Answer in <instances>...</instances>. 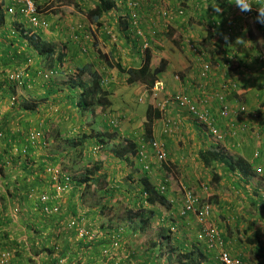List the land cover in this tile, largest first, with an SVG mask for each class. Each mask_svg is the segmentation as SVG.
Returning <instances> with one entry per match:
<instances>
[{
    "label": "crops",
    "instance_id": "0c3cea01",
    "mask_svg": "<svg viewBox=\"0 0 264 264\" xmlns=\"http://www.w3.org/2000/svg\"><path fill=\"white\" fill-rule=\"evenodd\" d=\"M1 1V0H0ZM42 1V0H38ZM137 1V2H135ZM150 1V2H149ZM146 2V7L152 5V1L149 0ZM219 3V0H216ZM258 1V0H256ZM260 1V0H259ZM121 2H127V5H123L122 3L119 4V7L123 8L125 10V7L131 10L133 7L137 8L138 6L143 4V1L139 0H121ZM263 3V1H260ZM189 4V3H188ZM206 4V3H205ZM260 4V3H259ZM174 7H178L175 6ZM236 7L234 3L231 2V0H228L226 4L221 6L220 13L225 14V22L228 19V17L233 18L234 15H240L241 12L236 13V10H233ZM118 8V5H116V9ZM230 8L229 13H226L227 10ZM115 9V10H116ZM202 8L199 9V11ZM264 9V8H263ZM263 9H259L258 11H262ZM127 10V9H126ZM240 10V9H239ZM241 11V10H240ZM152 12V11H151ZM82 14V13H80ZM195 14V12H194ZM210 14H213V11L211 9H208L207 6H204V11H200L198 15L195 17H199L198 20H201L202 22H205V18L210 17ZM84 15V14H83ZM139 17L141 18L142 23L144 24L149 21V18L152 20V17L148 15L147 17L143 15L142 12H139ZM243 15V14H241ZM85 16V15H84ZM69 20L73 23L79 21V16L77 15H67ZM86 17V16H85ZM254 17V16H253ZM255 19V18H254ZM182 19L176 18L174 21V24L172 25L173 28V37L168 40H165V38L162 39H156L153 44H149V48L151 50L152 54V60H151V68L155 69L159 66L162 59L167 60V67L164 72H162L160 75L161 77L166 80L168 84V89L171 92H178L183 91L190 88H197V84L200 82V80H197V74L198 70H194L196 67V62H194V57L191 55L189 50L185 46L176 45L173 40L179 41L178 38L184 37L186 34V30L184 28L185 25L182 24ZM232 21H230L231 23ZM219 23V22H218ZM227 23V22H226ZM236 29H239L238 26L234 22H232ZM259 25L260 23L257 22ZM263 23H261L262 25ZM182 25V26H181ZM260 26V25H259ZM93 27V25H92ZM231 27V24L229 22L225 24L221 29L224 32H220L219 35L216 37L223 40L224 47H220V42H216V44H213V48H215L219 54L220 51L224 54L232 53L239 55L240 63L238 69L237 66L234 68H231L228 70V78L232 79L235 78L239 81L240 88L235 95L236 99L232 101L231 95H229V99L232 104L238 105V102H246L249 110H256L258 109L257 105H259L258 94H256V91L258 90V85L264 80V68H260V65L263 63V61L259 58V56L255 55V61L254 58L248 59V56L251 55L250 51L245 48L243 45H235V40L238 37L235 36V38H232L231 40H226L225 31L226 29ZM232 29V28H231ZM235 30V29H234ZM245 31V30H243ZM62 32H64L63 29L60 31V35H62ZM196 32V34H194ZM247 32V31H245ZM65 33H68L66 31ZM239 33V32H238ZM207 32L204 30H193L188 32V36L194 39L197 37L198 39H206ZM213 34V33H212ZM102 35V34H101ZM249 36V34H248ZM43 39H46L47 41H50L54 43L56 46H58V40L55 39H49L46 36L43 35L40 36ZM216 38H212L210 42H213V40H216ZM88 39V37H86ZM154 40V38H151ZM65 40V38H60V41ZM151 40V42H152ZM182 40V39H181ZM88 43V40L84 41ZM108 43L107 51H109V55L111 58H114L115 61L120 62L123 66V68L127 69L130 67L138 68L140 67V63H142V57L143 54L142 51L139 52L137 50V45L135 44H129L128 40L124 37L121 38L120 45H112L110 43V40L106 41ZM209 42V43H210ZM228 42V43H227ZM98 46L100 45V41H97ZM128 43V44H125ZM139 43V42H138ZM71 44V45H70ZM70 53H71V47L75 49V51L72 53L74 57H77L78 61L76 62V67H80V64L83 62L81 59L83 58V55L80 54V50L78 52V45L77 43H73L70 40ZM93 43L90 44V51L92 50ZM140 46H138L139 48ZM237 48V50H236ZM3 51V53L1 52ZM20 53L24 52L23 50H18ZM232 51V52H231ZM7 49L0 50V55L5 54V56H1V61L3 60V69L7 70L8 72L11 71V69H8L9 66H6L7 64ZM91 55L92 52H89ZM118 55V56H117ZM138 55V59L136 56ZM191 55V56H190ZM89 57V56H87ZM135 57V59H133ZM91 60V58H88ZM264 60V59H263ZM11 63L9 64L11 67H14L13 62L17 63L16 58L13 60H10ZM39 61V60H38ZM220 60L218 59L217 62ZM248 66V67H247ZM247 67V68H246ZM106 71H104L106 74H113L116 73V69L112 67H106ZM262 69V70H261ZM12 70H15L12 68ZM187 70V73L184 71ZM240 71H244V75H240ZM99 72H101L99 70ZM102 73V72H101ZM179 73H186L185 76L180 80L179 79ZM123 75L120 76L121 79L124 81H127L126 74L122 73ZM102 75H104L102 73ZM216 76L212 78L213 82L210 84V88H217V86L220 84L221 80L224 79L225 72L224 70L220 69L215 74ZM0 75V125L5 128L7 138L5 139L4 144H6V147L4 150H6V154H2L0 151V157L5 156L7 157V154L9 153L10 156L14 159V167L12 169H7L5 172H8L5 174L3 178L0 177V183H4L5 185L8 183H13L16 181L18 183L17 185H14V188L12 186H8L9 188L13 189V196L7 197L3 196L4 199L6 198V201H8L6 204L8 208H6V204L3 207L0 204V249L9 248L13 250L14 254L10 261V264H115L112 262L111 256L108 253L104 252V256L102 255L101 251H105L104 249H101L97 245L92 246L90 248L88 245L85 246V244L79 243L78 240L75 242L70 236L71 232L65 230L66 234H64V230H62V224L66 222L68 219L66 208L64 207V212L56 215V218H49V215H46L43 213L39 206L33 201H30L26 198V196H23L27 191L34 190L39 191L42 190L40 187V183H43V180L41 177V170L44 166V162H47V159H39L40 156H38L39 151H41V148H37L38 145L32 144L30 142H26L25 133L30 129L31 127H37L45 130V132H51V129L55 131L56 134H60L63 137H69L70 134L76 133L78 131L77 122L79 121L78 118L73 117H65L63 116V113L60 111L61 105L58 103L59 96H52L48 93V86H42L43 88L38 89V94L35 97L33 101L30 100H23L24 104H30L35 103V109L31 113H25L24 111H21L19 106L13 107L9 106L10 104L11 96H16L17 98V87L15 85H11L7 80H2ZM6 77V76H5ZM186 80V81H185ZM192 82L195 84L192 86ZM14 87V88H13ZM105 89V88H104ZM261 89V88H260ZM35 90H33L32 94ZM235 93V92H234ZM10 96V98H9ZM128 95H124V103L129 102L127 100ZM257 97V98H256ZM18 99V98H17ZM56 99L57 101H55ZM21 100V98H20ZM213 112L209 109L212 115H215L219 117V108L218 106H213ZM62 110V109H61ZM24 117V121L29 122H20V125L18 126V121L21 120L19 117ZM166 118L162 116L161 119L156 120L154 123V136H156V132L163 131L166 133L170 140H165L168 144V151L169 154L172 155L171 160L173 161V164H180L184 165L183 167L189 165L190 157L193 155L192 151H189L188 146H186L185 143L182 142L183 146L180 149L179 144L176 143L177 140H173L174 136H172L174 133L172 132V129L166 126L162 121L163 120H171L177 119L185 122L187 125L184 132L186 134H190L191 136H195V134L187 131V129H191V127L195 124L200 134H198L197 138V144L199 145V149L196 153V156L198 157V153L201 149H209L212 148L213 144L207 140L206 137H209L207 133L204 132L203 129H201L200 125L195 122L193 116L189 115L187 112H179L178 110H173V113H165ZM62 117V120L60 119ZM237 119V118H235ZM222 120L219 121V123ZM243 120H240L239 122H242ZM253 119L250 118L248 120H245L246 123L252 122ZM7 123V124H6ZM237 123V121H236ZM262 122L261 124H263ZM34 124H38V126H33ZM24 125L27 127L24 128ZM264 126V124L262 125ZM157 127V129H155ZM169 128V129H168ZM21 131V136L18 134L15 136V131ZM264 130H262L263 132ZM261 132V134H262ZM163 134V133H162ZM160 134V135H162ZM249 134V133H248ZM246 132L241 133L239 130L238 132L230 133L229 137H234V139H226L229 141L228 144L230 148H235V153L238 156H241L245 158L252 166L253 168L258 167L259 160L253 157L254 153L257 151L258 147L264 152V138L262 139L263 145L259 146L258 143H256L255 138L251 137L250 134L248 136ZM189 135V136H190ZM165 136V138H166ZM12 137H15L12 139ZM187 137V136H186ZM188 138V137H187ZM254 138V140L252 139ZM8 141L6 142V140ZM206 142L208 146H205L202 142ZM226 141V142H227ZM211 144V145H210ZM210 145V147H209ZM20 148H26L28 149L27 153L20 157ZM192 152V154H191ZM199 158V157H198ZM49 160V159H48ZM135 160V166L139 167V169H142V166L138 164V162ZM259 161V162H257ZM264 161V160H262ZM36 164H35V163ZM182 162V164L180 163ZM111 165V163H110ZM121 170L123 171V165L126 166V163H121ZM40 166V167H39ZM128 171V169H126ZM219 171V172H218ZM216 172H218L220 180L219 182L222 185L227 186L230 190V192H234L235 189V195L236 196H226V192L224 190H217L214 192V194L211 195L212 200V206L213 207V216H218L219 220L221 218H224L227 216V218H230L228 222H226L225 226H222V222H220L221 226L219 228L222 241L224 244V248H226L230 254L239 256L242 258L245 264H264V194L263 196L260 195V191L257 190V194L249 195L246 194V196H243L240 191L238 190V182L237 179L233 178L234 176H237L239 179V183L243 184V181L245 182V179L239 172H230L226 169H218ZM225 173V174H224ZM33 174H36L35 176L37 178H33ZM159 175L158 173H154L151 175V180L155 181V183L158 182L159 178L156 176ZM28 177L27 180H25V177ZM39 176V177H38ZM214 180V177H213ZM254 180L258 181V179H250L249 182H253ZM29 182V183H28ZM40 182V183H39ZM259 183V182H258ZM7 186V185H6ZM23 188H20V187ZM2 187V186H0ZM33 188V189H32ZM218 189H220V186H218ZM215 190V189H214ZM262 190H264L262 188ZM12 191V190H11ZM25 192V193H24ZM7 192H5L6 194ZM238 194H241V196H238ZM179 197V196H177ZM22 198L21 203H23L24 206L22 207L21 214L14 215L13 208L16 207V201L20 200ZM9 199V200H7ZM235 199V200H234ZM26 201V202H25ZM21 203L19 202L20 206ZM64 203V202H63ZM74 206L72 210L80 211L83 213L84 207L82 206L81 200H75ZM29 207V208H28ZM69 210V211H72ZM238 215L237 217H234V215ZM70 215V213H69ZM84 217H87V209ZM244 217L243 223H238V219ZM91 219V218H90ZM62 220V221H61ZM93 220H98V217ZM230 222V223H229ZM219 224V225H220ZM64 225V229H65ZM238 230V231H237ZM58 239V240H57ZM67 239V240H62ZM63 241V242H62ZM12 242L13 246L9 245V243ZM244 250L242 254H240L238 251ZM206 254L208 258V262L206 264H221L219 261V251L218 249L215 250H208L206 249ZM213 253V254H212ZM125 254V253H124ZM129 255V254H128ZM218 255V256H217ZM127 257L125 255L122 258V261L124 264H130V258L124 259ZM218 257V258H217ZM250 258V260H249ZM110 260V261H108ZM128 261L130 263H128ZM253 262V263H250Z\"/></svg>",
    "mask_w": 264,
    "mask_h": 264
},
{
    "label": "rangeland",
    "instance_id": "374dc122",
    "mask_svg": "<svg viewBox=\"0 0 264 264\" xmlns=\"http://www.w3.org/2000/svg\"><path fill=\"white\" fill-rule=\"evenodd\" d=\"M35 1H36L37 6H39V8H40V13L42 14V17L47 19L49 22V27H47V28L41 27V28L35 29L36 34L38 36H42V35L44 37L46 36L47 38H49L51 40L52 39L58 40V41H56V42H58V46H56L57 49L63 50L67 54V57L65 58L64 65H63L64 66L63 68H65L64 70H67V74H73L75 72V70L77 68L75 61H78L77 57H74L72 54L75 51L74 48L71 47V53H70V50H69L70 45H71L70 40L73 43H77L78 52L80 50V54L83 55V58L81 59L83 62L80 64V66L85 65V63L91 62L93 64L94 70H97V69L100 70V69L104 68L105 69L104 71L107 70L106 67L108 65L99 57V51L98 50L107 54V56L110 57V55L108 54L109 51H107L108 43L106 41L110 40V43L114 46H116L118 44L120 45L121 38H124V37L128 40L129 44H133V40H136L137 42L139 41L133 37V34H130L129 35L130 39H128L126 37L125 33L122 32V27L120 25V23L122 21L121 16L125 12H124V9L119 7V6L116 10H111L103 16V18L101 19L102 24H103L102 27H96L95 23L90 22V20H88L83 15L85 11L94 7L95 3L93 0H42V1L35 0ZM147 1H149V0H147ZM152 1L155 3H154V5H150L149 7H146L145 1L142 5L138 6L139 10H140L139 12H142L143 15L146 17L148 15H150L152 17V20L148 16L149 21H147V23L144 22V24H142V25H140L139 23H136V28H135L136 30H138L140 28L145 30V33H147L146 37L150 38L149 44H153L154 41H156V39H162V38H165V40L171 41V40H169L170 37H168V35H166V33L168 30L174 31L172 27H167L168 24L173 25L174 21L167 23L166 20L162 19L160 14H159V7L161 5H165V7H167V5H170L172 7H174V5L178 6V7L183 6L187 9L186 10L187 15L184 17V19L181 20L182 24L187 27V28L184 27L185 30L193 31V30L200 29V30H204L208 33V32H211L210 28L213 25V23L219 22V25H218L216 31L213 33V38H216L220 32H224L221 28L229 22V24H231V27H229V28H232V31H229L228 30L229 28L226 27L227 29L225 31V35H230V36H232V38H235V36L238 35V37L246 40V41H244V44L246 46H248L247 49L251 53V55L248 56L249 60L254 58V62L256 63V61H255V57H256L255 55L256 54L258 56L261 55L264 59V23L259 26L257 24V21L254 19L253 15H251V12H255V13L259 14L260 11H258V10L264 8V0H262L263 3L260 2L261 0L260 1L259 0L258 1L253 0L251 10L248 12L240 11L239 8L236 6L233 10H236V13L241 12V14H243V15H241V14L240 15H234L233 18L228 17V19L226 20L227 23L225 22L224 12H223V14L220 12L217 13L215 8L213 7V4L219 5L220 11H221L222 5H220L216 0H152ZM120 3H122V2H120ZM122 4L125 6V5H127V2L126 3L123 2ZM205 5L207 6L208 9H211V11H213V14H210V17L205 18V22H202L201 20H198L199 17H197V18H195V17L198 15V13L200 11H204ZM200 8H202V9L199 11ZM127 10L129 11L128 8H127ZM229 11H230V8L227 10L226 13H229ZM262 11H264V9ZM194 12H195V14H194ZM80 13H82V14H80ZM67 15H77V16H79V21L73 23L69 20ZM22 19L25 22H27L26 18L22 17ZM8 20H9L8 22H11L10 21L11 19H8ZM230 21L234 22L236 24V26H238L239 29H236L234 26L232 27V25H234V24L232 22L230 23ZM28 24H29V27L33 29V26L30 23H28ZM92 25H93V27H92ZM79 26H81L83 30H87V32H90V34H91L90 38L92 40L96 39L97 35H98L100 45L98 46V43H97V47H95L93 45L92 46L93 48L90 51L89 46L91 44V40H88V43H86V42H83V40L81 39L80 36L78 38H75V34H76L77 28ZM8 29L9 28L7 25L5 27L2 26V28L0 29V45H1L0 50H4L6 48V46L9 44V40L11 39V37L14 36L11 34L10 39L7 38L6 41L4 39H2L3 38L2 37L3 32L7 33L9 31ZM61 29L64 30V32H62V35L59 34ZM153 29H155V35L152 34ZM243 30H245L247 32H245ZM66 31H68V33H65ZM194 34H196V32H194ZM248 34H249V36H248ZM60 38H65V40L60 41ZM151 38H154V40H152ZM219 38H221V37L216 38V40H213V42H210L209 44H207V46H205L206 53L208 54L209 57H210L209 54L211 53V50L214 52L212 59H213V57H218L220 55L219 52L215 48H213L214 47L213 44H216V42H218L220 40ZM181 39H182V37L178 38V40H179L178 43H179V45L181 44V46H182L183 40H181ZM195 39L200 40L201 42L203 41V39H198L197 37H195ZM151 40H152V42H151ZM219 42H220V47H224L223 40H221ZM125 44H128V43H125ZM153 46H154V44H153ZM136 47H137V50H139V52H141V50L138 48V45ZM19 50L22 51L23 49H19ZM1 52L3 53V51H1ZM89 52H92V54L90 55ZM220 53H221V51H220ZM18 54H20L19 56H20V58H22L23 53H20V51H18ZM253 54H255V55H253ZM1 56L3 57V56H5V54L0 55V75H4V76H1V79L2 80H8L9 72L7 70L3 69V67L5 65H3V60L1 61ZM87 56H89V57H87ZM237 56L239 57V55H237ZM15 58H16V55L14 52H8L7 60H5V61H7L6 66H9L8 69H11V71H13V72L14 71L22 72L24 74V76L27 78L26 82L28 80L29 81L25 85L18 84V88H17L18 89L17 90V98L18 99L16 98V96L14 98L11 97L10 104H12V105H9V106H13V107L19 106L20 109H22V106L24 104L23 100L33 101L38 94L37 93L38 89L43 88L42 86H47V84H49V83L51 84V82H47L43 78L42 74H40L41 72H44L43 70H41L42 69L41 64L35 66V67H38V69L41 68L40 73L38 75L33 76L30 73L31 71L28 72V69H31V67L29 65L34 64L35 63L34 60L29 62L28 64H25L23 62V60H21V59L17 60L16 59L17 62L20 61L21 64H17L16 62H13L14 67H11L9 65L11 63L10 60H13ZM17 58H19V57H17ZM88 58H91V60H89ZM136 58L138 59V55L136 56ZM133 59H135V57ZM195 60H196V58H195ZM41 62H42V60H41ZM26 65L29 67L27 68ZM108 67H110V66H108ZM12 68H14L15 70H12ZM260 68H264V60H263V63L260 65L258 70H260ZM60 69H61V67L57 68V70H60ZM195 69L198 70L197 67H195L194 70ZM104 71H103L104 82H103L102 86H103V88H105V90H107L110 93L109 100H111V106H109L105 110V113L103 115L97 116V119L102 120V122L106 121L108 124L110 123L109 124L110 127L108 126V128H110V130H112V131L113 130L117 131V134H119V136H120L119 141H123V139H129L131 141H134L136 144H138L139 156L141 157L140 158L141 160H139V159L137 160L138 164L142 166L143 163L148 162L150 167H151L150 172H145L144 170L139 169V167H135L134 170L135 169L138 170L140 177L141 176H150L151 177V175H153L154 173H158L159 175H156V176L159 178V180L156 184H160L161 183L160 181H162L163 179L168 180L166 195L168 196V198L171 199L170 202H171L172 206L176 207V210L174 213H171L170 215H167L166 213H163V215L162 214H160V215H162L165 222H168L170 220V218H174L173 219L174 222H170V223H171V225L177 226V228L179 230L176 231V234L180 239L183 240L184 243H186L188 245H193V244L198 245L202 249H205L206 248L204 246L205 244L202 241L198 240V234L200 232V224L196 221L195 215L193 213H189V214H183L182 213L183 212V206L181 205V203H182L181 198L177 197V196H181V193H182L181 191L183 190L184 187H187V188H190L195 195H200L204 200H208V202L210 204H212L211 195L214 194L215 191L224 190L226 192V196H236L235 195L236 190L234 189L233 190L234 192H230V190L227 186L224 187V185H222L220 183L216 184L215 181L213 180V175H214L215 171H213L210 168L204 167V165L201 163L200 159L196 156L195 152H197L199 149V145L197 144V138H198L197 136H198V134H200V131L195 124L191 127V129H187V131L190 130L189 132H191L192 134L193 133L195 134L194 137L191 136L190 134H186L184 132V130L187 126L185 124V122L183 125L180 126V122L176 121V123L171 124L169 126V128H171L172 132L174 133L172 135V136H174L173 140H177L176 143L180 145L179 148L180 149L182 148V146H183L182 142H183L186 144V146H188L189 151L193 152V155L189 156L190 157L189 165H187L185 167H183L184 165L173 164V161L171 160L172 155L169 154L168 147H167L168 143L165 141V140H170V138L168 136H166L167 134L164 133L163 131L156 132V136H155L156 141L159 143L162 142L164 144L165 150L168 153V160L166 161L165 164L170 166V172L166 171V169L164 167L165 165H162L157 161L156 157H154V154L152 152L150 144L146 143L144 140V138H145L144 125L146 122V109H147L148 104L156 103V101H154V99L152 98L150 91L142 83H136L133 85L128 84L127 81H124L123 79L120 78V76H122L123 74L120 73L117 69L115 71L116 73H113V74H106ZM184 71L187 73V70H184ZM214 72H216V70H214ZM15 73H17V72H15ZM186 73H183V77L185 76ZM262 73H264V71ZM181 74L182 73H179L180 76H181ZM244 74H245L244 71H242V72L240 71L241 76ZM58 76L59 77H57V78H55V76H54V78L51 81L62 78L60 75H58ZM160 77H161V75H160ZM183 77L181 76V78H183ZM240 80L241 79L238 78V80H237L238 84H239ZM194 85L195 84L192 82V86H194ZM257 89L258 90L256 91V94H258V98L257 97L256 98L259 100V102H262V100L264 98L263 97L264 96V80L258 85ZM33 90H35V91L32 94ZM183 91L188 92L193 98H199L198 91L195 88H190V89H186ZM54 95H56V94H54ZM54 95H52V96H54ZM124 95H128L127 100L129 102L124 103ZM56 96H60V95H56ZM233 97H234L233 99L235 100L236 97L235 96H233ZM9 98H10V96H9ZM20 98H21V100H20ZM54 100L57 101L56 99H54ZM157 103H158V101H157ZM244 103H246V102L244 101ZM34 105H35V103H31V102H30V104L28 103V106L30 107L31 110L28 111L27 113H31L34 111V110H32V109H35ZM262 106L263 105H260V104L257 105L258 109H256L254 112H252L251 117H250L253 119L252 122H250V123H246V122L245 123H239L238 122V124L242 127V128H239V129H241V133H243V132H246L247 134L249 133L251 137H254V135H255V137H254L255 140H254V138H252V139L254 141H256V143H258L259 146L263 145L262 139L264 138V136L260 134V132L262 130H264V126H262L264 123L261 124L262 122H264V111L260 109ZM25 113H26V111H25ZM19 117L21 118V120L18 121V126L20 125V122H22V121L26 122V123L29 122V121H24L23 120L24 117H21L20 115H19ZM112 121L117 122L116 126L113 125ZM229 121L230 120L221 121L220 125H218L219 128L223 132H226L227 134H229V127H230ZM215 123H216V121H215ZM165 124L168 125L169 123H165ZM33 126H38V124H34ZM200 127L206 133L207 129H205V127L202 126L201 124H200ZM42 128L43 127H41V128L31 127L30 130H36V131L43 130V131H45ZM155 129H157V127ZM256 130H259V133H256ZM14 134H17V132L15 131ZM45 134L47 136L46 138L48 139V142H47L46 146H44V148H41L42 150L39 151V153H38L39 154L38 156H40L39 159L41 158V159H47V160L48 159L49 160H53V159L56 160V158H57L59 160L60 152L63 151L65 153V151L63 150V146L61 145V142H59L57 139L58 135L54 139V137L56 136V131L51 129L50 133L46 131ZM160 134H162V135H160ZM249 134H248V136H249ZM71 135H73V134H70L69 136H71ZM258 135H259V137H258ZM165 136H166V138H165ZM13 138H15V137H12V139ZM206 138L209 141V143L211 142L212 144H214L216 142L210 136L206 137ZM227 138L228 139H234V137H229V135ZM7 141H8V139L6 140V142ZM119 141L116 140L114 143L113 142L112 143H113V145L116 146V144H118ZM226 141L227 140L224 139V142H222L220 144L228 150L227 152L235 153L236 149L230 148L229 145L231 146V144H228L229 141H227V142ZM4 142L0 145V151L2 154V150H3V154L5 155L7 152H6V150H4V148L6 147V144H4ZM201 142L205 146H208V145H206L208 143L203 142L202 140H201ZM210 145H209V147H210ZM96 146H97V143L95 141L90 142V145L88 148H90L92 152H91L90 157H88L89 158L88 160H99V159L106 160V159H109L107 163L108 164L111 163L110 169L112 171L111 172L112 176H114L112 185L114 187L119 188L116 191V193L119 194L118 198L121 199L123 196H133L134 193L137 194V188H135V185H134V187L130 186L133 184H131L129 182V180L127 179V174L129 171L132 170V168H130L128 165H126V166L123 165V171H122L120 169L122 165H120V164L123 163V160L116 159L115 156L113 157L110 152H106V153L102 152L103 148L101 150H100V148H98L96 150ZM257 151L261 152L262 150L258 147ZM192 152H191V154H192ZM22 153L23 152H20L19 154L21 155ZM263 153L264 152H261V155H263ZM7 155H9V153ZM7 157H10V156H7ZM5 158H6L5 156L0 157V177L1 178H3L5 176V174L8 173V172H5V170L7 171V169H5L3 167V160ZM259 161H257V162H259L258 165L263 167V170H264V161H262V159H260ZM86 162H88V161H86ZM180 163L182 164V162H180ZM61 165H62L63 170L66 173L67 172L70 174L73 173V175L78 173V170L80 169L79 166H76V165H74V163H71V162H69V164L62 163ZM126 169H128V171ZM40 170H41V168H40ZM262 172H263L262 174L264 175V171H262ZM41 176H42V178H45L43 173H41ZM32 177L37 178L35 175H33ZM233 178L237 179V182L239 184V186H238V190L240 191L239 193H241L243 196H246V194H249V195L257 194L256 193L257 190L260 191V195H258V196H263L264 190H262V188L264 189V179L259 180V181L254 180L253 182H246V181L244 182L243 181V184H240L237 176H234ZM27 179H28V177L26 176L25 180H27ZM43 182L44 183L39 182L40 183L39 188H42V190H46V191L53 193V186L48 184L49 181L48 182L43 181ZM4 183H0V186H2V187H0V204L3 207L8 202V201H6V198L4 199L3 196L11 197V196H13V194H15L13 192V189L9 188L8 186L18 188V187L14 186V185L18 184V183H16V181L13 183L6 184L7 186ZM218 186H220V189H218ZM20 188H23V187L21 186ZM5 192H7V193L5 194ZM66 193L64 194V196H65V199H68V196H66ZM241 194H238V196H241ZM7 200H9V199H7ZM21 200H22V198H20V200L16 201L15 206L19 207L20 206L19 202H21ZM61 201L62 200H60V202ZM92 202H94L92 199L91 200L87 199L86 203H82V206L84 207L83 213H86L87 208H89V207L92 208V206H91ZM23 203H22V207H23V209H24V207H26L25 211H27L28 210L27 206H24ZM65 204L67 205V203H65ZM65 204L63 203V205H65ZM211 206H213V205H211ZM64 207L67 208L66 206H64ZM213 207H212V210H213ZM6 208H8L7 204H6ZM166 212L168 213V209L166 210ZM61 213H63L62 209L57 214L50 215L49 218H51V219L56 218V215H59ZM83 213L80 212V214L82 216V220L85 223V226L87 228L91 229V225H90L89 221L86 219V217H83L84 216ZM237 216H238L237 214L234 215V217H237ZM100 218H101L100 221H105L107 219L105 216H102ZM212 219L214 220V222L216 223L218 228H220V226H221L220 222L223 223L222 226L224 227L226 222H228V220H230V218H227V216H225L224 218H221V220H219L218 216H213ZM241 219L244 220V217ZM69 220H70V216L68 217V219L64 223V225L66 226L65 229H64V225L62 224V226H63L62 230H64V234H66L65 230L67 231V233H68V231L71 232L70 237L75 242L78 240L79 243L85 244V246L88 245L90 248H92V246L97 245L101 249L105 250V251H101L102 255L104 256V252L108 253L111 256V259H114V260H112V262H114L115 264H124V262L122 261V258L125 255H127V257H125L124 259H126V260L128 259L129 253L126 250V247L124 248L125 245L123 246L124 240L122 239L123 236H121V234H119L120 236H118L117 234L114 233V237L117 238V240L119 242V246L114 247L112 249V252H110V249H111L109 247L110 239L107 236H104L102 234H97L98 230H94V234H96V237L93 241L87 242L84 240H79L78 236H77V230L74 228H69V226H68ZM224 221H226V222H224ZM98 224L100 225L102 223L98 222ZM177 228H176V230H177ZM156 230L157 229L155 228L151 231L144 233L142 237L137 239V241H138L137 244L139 246H142V245H140V242H144L146 240L152 239V237L154 235H156ZM62 240L64 241L67 239H62ZM122 246H123V248H122ZM135 248H138V247H135ZM139 250H142V248L139 247L138 251ZM238 252L240 254H242L244 252V250H239ZM249 260H250V258H249ZM108 261H110V260H108ZM128 263H130V262L128 261ZM250 263H253V262L250 261ZM130 264H136V263L133 261ZM146 264H149L148 260H147Z\"/></svg>",
    "mask_w": 264,
    "mask_h": 264
},
{
    "label": "trees",
    "instance_id": "16d2710c",
    "mask_svg": "<svg viewBox=\"0 0 264 264\" xmlns=\"http://www.w3.org/2000/svg\"><path fill=\"white\" fill-rule=\"evenodd\" d=\"M93 1L95 3L94 7L86 11V17L88 20L95 23L97 27H102L103 24L101 19L103 16L111 10H115L116 5L119 6L121 2V0ZM142 1L143 3L144 1L147 2V0ZM227 1L228 0H219V4L224 5ZM154 3L155 2L152 1V5H154ZM11 4L12 0L0 1V29L2 26L5 27L6 25L9 28L7 33L3 32L2 39L6 41L7 38L10 39L11 34L14 35L6 46V53L14 52L16 59L23 60L25 64L34 60L35 63L29 65L31 69H28V72L31 71L30 73L33 76L38 75L41 69L35 67L36 65L41 64V70H54L56 63L58 65H63L67 56L65 51L58 50L54 43L38 36L36 31L32 30L28 23V25L26 24L19 13H15L14 15L9 14L8 8ZM126 9L125 7V13L121 16L122 21L120 25L122 27V32L125 33L128 39H130V34H133L135 38L134 31L129 22L135 25L136 23L140 25L143 24L139 17L140 10L139 7H133L129 11ZM160 11L161 6L159 7V14ZM133 15H137L138 17H133L131 20V16ZM251 15L259 22L257 19L259 16L258 13L251 12ZM8 19H11V22H8ZM259 23V25H261V22ZM167 27H172V25H168ZM184 27L187 28L186 26ZM173 34L174 32L169 30L166 33L170 38L173 37ZM212 38L213 34L208 32L206 39L203 40V47L207 46ZM173 41L176 45H179L178 41ZM137 43L136 40H133V44L139 46V43ZM19 49L24 50L22 58H20V54H18ZM139 49L142 51L141 54H143L140 67H130L127 69L123 68L122 64L115 61L114 58L107 56V54L100 50L98 51L99 57L108 66L117 69L120 73L126 74L128 84L133 85L142 83L150 89L156 77L165 71L167 60L162 59L159 66L152 69V54L150 48L144 49L141 45ZM213 54L214 52L211 50L209 54L210 57L207 53L206 57L212 59ZM17 64H21V62L18 61ZM29 66H27V68ZM63 67L64 66H62V70L59 72L54 70L53 74H55V78L59 77L58 75L62 78L50 81L51 84H47L48 93L50 95H60L58 103L61 105L62 110L60 109V111L63 113V116L78 118L79 121L77 122L78 131L73 133V135L69 137H63L59 134H56V136L54 135V139L58 135L57 139L61 142L63 150L65 151V153L63 151L60 152V158L59 160L56 158V163L61 165L62 163L69 164V162H71L79 166L80 169L78 173L74 175L73 173L70 174L67 172V175L70 177V186L69 191L66 193L68 199H65V196L61 198L62 212H64V206H66L68 217H76L79 215V211L76 213L75 210H72L74 209L72 207L74 206L75 200H81L82 203H86L87 199H92L94 202H92V208H87L86 218L91 225V229L99 230L98 234L107 236L110 239V252H112L114 248L112 246L114 233L118 236L121 234L124 240L123 246L125 245L124 248L126 247L129 253L128 257L131 262L134 261L136 264L140 261L139 264H146L147 260L149 264H206L208 262L205 252L206 248L202 249L198 245H188L184 243L176 234V231L179 230L177 226L171 225L170 223L174 222V218H170L168 222H165L162 217L163 213L170 215L176 210V207L172 206L170 202L171 199L166 195V180L163 179L160 181V184H156L155 181L151 180L152 177L150 176L140 177L138 170H134V159L138 153V145L129 139L119 141L120 136L117 134V131H112L108 128V126L110 127V123L108 124L106 121L102 122V120L97 119V116L103 115L105 110L111 106L109 100L110 93L102 87L104 82L102 73L105 69H100V71L102 70L101 73L99 69L94 70L93 64L88 62L76 68L73 74H67V70H64L65 68ZM30 110L28 104H23L21 111H26L27 113ZM163 115H165L164 112L159 108L155 107L152 103L148 104L146 109V122L144 125V140L146 143L150 144V146L155 140L154 123L156 120L161 119ZM60 119L62 120V117H60ZM25 127L27 126L24 125V128ZM0 131H5L4 126L2 127L0 125ZM16 132L21 136V131ZM17 134H15V136ZM116 140L119 142L115 146L113 143ZM91 141L97 143L96 149L100 148L101 150L103 148L102 152H110L113 157L115 156L116 159L125 161L127 165L132 168L127 174V179L133 184L130 186L134 187L135 185L137 194L134 193L133 196H123L121 199L118 198L119 194H117L116 191L119 188L112 185L114 176H112L111 173L110 163H107L109 159L88 160L92 152L91 149L88 148ZM227 151L228 150L224 147H221L220 150H218V148L201 149L198 153L199 159L204 167L215 171L213 175L215 182H219L220 180L219 174L216 172L218 169L239 172L246 182L252 178H257L259 180L264 179L263 176L253 169V166L245 158L233 155ZM164 167L166 171L170 172V166L165 164ZM181 192V196L179 197L181 198V205L183 206V190ZM63 202L64 204L67 203L68 206L66 204L63 205ZM167 209L168 213L166 212ZM102 216H105L107 219L105 221H100V217ZM97 217V221L93 220ZM238 221V223L246 222L241 218L238 219ZM98 222L102 224L99 225ZM155 228L157 229L156 235L150 240L140 242L142 246H139L137 244V239L142 237L144 233ZM12 244V242L9 243V245L13 246ZM139 247L142 248V250L138 251Z\"/></svg>",
    "mask_w": 264,
    "mask_h": 264
},
{
    "label": "built area",
    "instance_id": "2783aa9c",
    "mask_svg": "<svg viewBox=\"0 0 264 264\" xmlns=\"http://www.w3.org/2000/svg\"><path fill=\"white\" fill-rule=\"evenodd\" d=\"M8 13L14 15L19 13L22 17L26 18L30 24L35 27L47 26V23L40 19L39 9L37 7L35 0H12L11 6L8 8ZM160 14L164 20L169 23L175 18L184 17L186 14L185 8L175 9L173 11L170 8H161ZM137 18V15L131 16L133 19ZM169 25V24H168ZM155 35V29L152 30ZM137 37L141 40L144 49L149 47V38H147V33L144 29L136 30ZM187 46L195 54L196 59L201 67V76L206 79H210L212 66L207 61L206 56L202 48L191 40H187ZM237 62V58L234 56H227L224 62V68L228 69L233 67ZM50 74L45 73L44 78H49ZM11 79L18 81L20 83L24 80V74L22 72L13 73ZM236 83L234 82H224L222 83V89L216 91L214 94L210 95L206 91V86L202 85L200 87L201 93L205 94L203 97V102L207 103L211 99H216L218 102L221 113L224 116L230 114V106L227 102L226 92L235 89ZM153 96L157 99V107L162 111H167L168 108H180L186 109L194 114L200 122L206 125L207 133L217 140H224L226 134L213 122L210 113L206 110H200L198 105L184 92H178L174 95H166V84L162 79H157L152 87ZM247 113V108L244 105H240L238 110L234 112L235 115H243ZM113 125L116 126L115 121H112ZM233 127V125H231ZM4 138V133L0 131V144ZM27 140L32 144L38 145L37 148H44L47 141L44 135L36 130H30L27 133ZM154 155L160 163L167 161L168 154L162 143L155 141L153 143ZM21 151L26 153L25 148ZM255 157H259L260 154L256 152ZM13 166V158L7 157L4 160V167L11 168ZM148 169V166H145ZM44 173L48 176L50 184L53 186V193L41 190L40 192H31L28 194L29 198L34 199L35 202L41 207L42 211L48 215L56 214L61 211V198L64 194L69 191L70 177L61 169L59 165H56L52 161H48L44 166ZM183 214L195 213L197 222L200 224V232L198 234V240L202 241L208 249H218L219 251V261L221 264H245L241 257L230 254V252L224 248L222 237L220 231L215 222L211 219L212 208L207 202L202 201L200 196L195 195L191 189L183 188ZM20 207L16 206L13 208L14 215H19ZM69 228H74L77 230V236L79 240L93 241L96 237L94 234V229H89L85 226L83 220L79 217H73L68 222ZM98 234V231H97ZM112 246H119V242L116 237L112 238ZM14 252L11 249L4 248L0 249V264H10Z\"/></svg>",
    "mask_w": 264,
    "mask_h": 264
},
{
    "label": "clouds",
    "instance_id": "9594fccd",
    "mask_svg": "<svg viewBox=\"0 0 264 264\" xmlns=\"http://www.w3.org/2000/svg\"><path fill=\"white\" fill-rule=\"evenodd\" d=\"M231 2L232 3H234L241 11H243V12H248V11H250L251 10V6H252V4H253V0H231ZM38 7V6H37ZM163 7H165V5H161V8L163 9ZM213 7L215 8V10H216V12L217 13H219L220 12V8H219V5H216V4H213ZM167 8H170V9H172L173 11H175V9H179V8H185V7H183V6H180V7H172V6H170V5H167ZM91 9V8H90ZM186 9V8H185ZM89 10V9H88ZM187 10V9H186ZM39 13H40V8H39ZM84 15L86 16V11L84 12ZM187 15V11H186V14H185V16ZM184 16V17H185ZM184 17H178V18H180V19H184ZM87 18V17H86ZM162 18V17H161ZM40 19L41 20H43V21H45L46 23H47V26H43L42 28H47V27H49V22H48V20L47 19H45V18H43L42 17V14L40 13ZM88 19V18H87ZM163 19V18H162ZM176 19V18H175ZM175 19L173 20V21H175ZM258 21L259 22H261V23H264V11H261L260 10V12H259V16H258ZM131 20H132V18H131ZM28 23H30L29 21H27ZM26 22V23H27ZM90 22H92V21H90ZM171 22V21H170ZM130 23V25L132 26V29H133V31H134V35H135V38L137 39V40H139L138 42H139V46H141L142 45V43H141V40L137 37V35H136V25L134 24V23H131V22H129ZM218 25H219V23L218 22H214L213 23V25L211 26V28H210V31H211V33H214L215 31H216V29H217V27H218ZM96 27H97V25H96ZM38 28H41V27H38ZM38 28H35V27H33V29L32 30H34V31H36L35 29H38ZM229 31H232V29L231 28H229L228 29ZM186 32V34H185V36L182 38V40H183V42H182V46H185L188 50H189V52L191 53V55L193 56V57H195L196 58V56H195V54L189 49V47L187 46V40H191V41H193V42H195L196 44H198L201 48H202V50H203V52H204V54H205V56H206V53H205V47H203L204 45H203V41L201 42L200 40H197V39H192L191 37H189L188 36V30H186L185 31ZM81 37V39L83 40V42L84 41H86V40H91V43H93V45L95 46V47H97V41H99V37H98V35H97V38L96 39H94V40H92L91 38H90V36H91V34H90V32H87V30H83L82 29V27L81 26H79L78 28H77V32H76V34H75V38H78V37ZM86 37H88V39H86ZM114 37V36H113ZM225 38H226V40H231L232 39V36H230V35H225ZM150 39V38H149ZM97 40V41H96ZM244 41H246V40H244V39H242V38H240V37H237L236 38V40H235V45H243L245 48H247L248 46H246L245 44H244ZM58 50H60V49H58ZM236 50H237V48H236ZM227 56H234V57H236L237 58V61L238 62H236V64L233 66V67H231V68H234L235 66H237V68L236 69H238V67H239V64H241L240 63V60H239V57L236 55V54H232V53H228V54H224V53H220V55L218 56V57H213V59H208L207 57H206V59H207V61L211 64V66H212V72H211V76H210V79H206V78H204L203 76H201V67L199 66V63H198V61H197V59L195 60V58H194V61L196 62V67H197V69H198V74H197V80H200V82L197 84V91H198V94H199V98H193L188 92H185V91H178V92H184V93H186V94H188V96L198 105V108L200 109V110H204V111H208L209 113H210V115H211V117H212V119H213V122L215 123V121H216V125L218 126V125H220V123H219V121L220 120H222V121H225V120H230L229 121V124H230V127H229V134L230 133H236V132H238L239 130L241 131V129H239V128H242L239 124H238V122L240 121V120H243L242 122H239V123H245V120H248V119H250V117H251V114H252V112H254L255 110H249V108H248V106L246 105V103H242L241 101L240 102H238V105H234V104H232L231 103V101H230V99H229V95H231V99H232V101H234V97L233 96H235L236 94H237V92H238V90H239V88H240V84H238V82H237V80L235 79V78H232V79H229L228 78V75H229V73H228V70L229 69H231V68H228V69H226V68H224V62H225V59H226V57ZM67 57V56H66ZM259 58L263 61V57L261 56V55H259ZM218 59L220 60L219 62H217L218 61ZM65 61V60H64ZM63 65H64V62H63ZM62 64L61 65H58L57 63L55 64V68H54V70L55 71H60V70H62V66H63ZM59 67H61V69L60 70H57V68H59ZM78 68V67H77ZM220 69H222V70H224V72H225V75L223 76L224 77V79L223 80H221V82H220V84L217 86V88H215V89H213V88H210V84H212V82H213V80H212V78H214L216 75V72H218V70H220ZM54 70H51V69H46V70H44L43 69V71L44 72H39L40 74H42V76H44V74L45 73H49L50 74V76H49V78H47V79H45L44 77V79L47 81V82H50L53 78H54V76H55V74H53L54 73ZM214 70H216V72H214ZM15 72H19V71H11V72H9V74H8V82L11 84V85H15L17 88H18V84H21V85H25L27 82H26V77L24 76V80H23V82L22 83H20V82H18V81H14V80H12L11 79V75L13 74V73H15ZM38 73V74H39ZM240 74V73H239ZM182 76V75H181ZM181 76L179 75V79L181 80L182 78H181ZM157 79H162V80H164L165 81V84H166V95H174V94H176V93H178V92H171L169 89H168V84H167V82H166V80L163 78V77H160V75H158L157 77H156V80ZM155 80V81H156ZM155 81H154V83H155ZM234 82V83H236V88L235 89H231V90H229V91H227L226 92V97H227V102H228V104H229V106H230V114L228 115V116H224V115H222V113H221V109H220V106H219V104H218V102L216 101V99H211L210 101H208L207 103H204L203 102V97L205 96V94H203V93H201V91H200V87L202 86V85H204V86H206V91H207V93L208 94H210V95H212V94H214L216 91H219V90H221L222 89V83H224V82ZM154 83H153V85H154ZM153 85H152V87H153ZM146 86V85H145ZM103 87V86H102ZM152 87L150 88V89H148L149 91H150V93H151V95H152V98L154 99V101H156L157 102V99L153 96V92H152ZM104 89V88H103ZM235 92V93H234ZM12 98H14L15 96H11ZM264 97V96H263ZM14 101V100H13ZM110 102H111V100H110ZM260 105H263L260 109L261 110H263L264 111V98H263V100H262V102H260L259 103ZM155 107H157V104L156 103H154L153 104ZM214 105H216V106H218V110H219V117H217V116H215V115H212L211 114V112L209 111V109L210 110H212V112H213V106ZM240 105H244V106H246V108H247V113H245V114H243V115H235L234 114V112L235 111H237L238 110V107L240 106ZM158 108V107H157ZM173 110L175 111V110H178L179 112H187L189 115H191V116H193V118L195 119L194 121L195 122H197L199 125L201 124L202 126H204L205 127V129H207L206 128V125L203 123V122H200L199 121V119L194 115V114H192L190 111H189V109L188 108H186V109H180V108H177V107H175V108H172V107H170V108H168V110L167 111H163L164 112V114L167 112V113H169V112H171V113H173ZM162 111V110H161ZM163 117L164 118H166V116L165 115H163ZM235 118H237V119H235ZM176 121H179L180 122V126L181 125H183L184 124V122L183 121H181V120H177V119H172V121L171 120H163L162 122L165 124V123H169L168 125L167 124H165L166 126H170L171 124H174V123H176ZM236 121H237V123H236ZM218 123V124H217ZM231 125H233V127L231 126ZM219 127V126H218ZM30 131V129H28V131L25 133V136H26V138H25V140H26V142H29L28 140H27V133ZM39 132H41L43 135H44V137H45V140L48 142V139L46 138L47 136H46V134H45V131H43V130H38ZM3 133H4V138H3V140H2V143L5 141V139L7 138V134H6V131H2ZM262 132V131H261ZM261 132H260V134H261ZM206 133H207V131H206ZM223 133H225L226 134V136H225V140L227 139V137H228V135L229 134H227L226 132H223ZM256 133H259V130H256ZM208 134V133H207ZM261 135H263L264 136V131L262 132V134ZM208 136H210L209 134H208ZM211 138H213L212 136H210ZM254 137H255V135H254ZM258 137H259V135H258ZM216 142L213 144V147L212 148H218V150H220V148L221 147H223L220 143H222V142H224V140H217V139H215V138H213ZM156 141V139L154 140V142ZM153 142V143H154ZM1 143V144H2ZM31 143V142H30ZM153 143L151 144V149H152V152H153ZM162 143V142H161ZM0 144V145H1ZM163 144V143H162ZM138 145V144H137ZM164 145V144H163ZM21 149L22 148H20V152H22L21 151ZM209 149H211V148H209ZM226 149V148H225ZM25 150H26V153H27V151H28V149H26L25 148ZM97 150V149H96ZM227 150V149H226ZM167 152V151H166ZM256 152H258L259 154H260V156L259 157H255L254 155H253V157L255 158V160L256 159H258L259 160V158L260 159H262V160H264V153H263V155H261V152H259V151H256ZM255 152V153H256ZM26 153H22L21 155H20V157H22V156H24ZM254 153V154H255ZM153 154H154V152H153ZM168 154V153H167ZM231 154H233V153H231ZM233 155H236V154H233ZM7 156H10V154L9 155H7ZM154 157H155V155H154ZM199 157V156H198ZM7 158V157H6ZM5 158V159H6ZM141 157L139 156V148H138V153H137V155L135 156V159H136V161L139 159V160H141L140 159ZM4 159V160H5ZM4 160H3V167H4ZM168 160V159H167ZM49 161H52V162H54L56 165H59L60 167H61V169L63 170V168H62V165H60L59 163H56V160H49ZM47 162H48V160H47ZM47 162H45V164H44V166L47 164ZM123 162H125V161H123ZM159 162V161H158ZM126 163V162H125ZM160 163V162H159ZM165 163H166V161L165 162H163V163H160V164H162V165H165ZM202 163V162H201ZM127 165V164H126ZM44 166L41 168V173H43V175L45 176V178H42V176L40 177L43 181H49V179H48V176L47 175H45V173H44ZM145 166H148V169H146L145 168ZM14 167V159H13V166L11 167V168H7V169H12ZM5 168V167H4ZM6 169V168H5ZM253 169H255V171L257 172V173H259L261 176H263L264 177V175L262 174L263 172L262 171H264L263 170V167H261V166H258V167H255V168H253ZM142 170H144L145 172H150L151 171V167H150V165H149V163L148 162H146V163H143L142 164ZM64 171V170H63ZM65 172V171H64ZM66 173V172H65ZM67 174V173H66ZM33 175H36V174H33ZM242 176V175H241ZM167 177V176H166ZM253 179V178H252ZM254 179H257V178H254ZM261 180H263V179H261ZM258 181H259V179H258ZM166 182L168 183V180H166ZM247 182H249V181H247ZM44 183V182H43ZM48 184L49 185H51L50 184V182H48ZM190 189V188H189ZM41 190H39V191H34V190H30V191H27L25 194H23V196H26V198L27 199H29L30 201H33V202H35V200L34 199H31V198H29V196H28V194L29 193H31V192H40ZM198 196H200V195H198ZM200 198L202 199V201H204V202H207V203H209L208 202V200H204L201 196H200ZM21 203V202H20ZM36 203V202H35ZM37 204V203H36ZM210 204V203H209ZM210 205H212V204H210ZM37 206H39L38 204H37ZM20 207V213L19 214H21V212H22V203H21V206H19ZM40 207V206H39ZM211 208H212V206H211ZM183 213V212H182ZM192 213V212H191ZM186 214H189V213H186ZM194 215H195V213H193ZM83 215H85V213H83ZM18 217H19V215H18ZM76 217H79V218H81L82 219V216H81V214L79 213V215H77ZM84 217V216H83ZM212 217H213V210H212V214H211V219H212ZM71 218H73V216H70V219ZM87 218V217H86ZM195 218H196V215H195ZM213 220V219H212ZM196 221H197V219H196ZM213 222H214V220H213ZM219 229V228H218ZM99 231V230H98ZM205 246V245H204ZM206 247V246H205ZM207 248V247H206ZM208 249V248H207ZM208 250H215V249H208Z\"/></svg>",
    "mask_w": 264,
    "mask_h": 264
}]
</instances>
